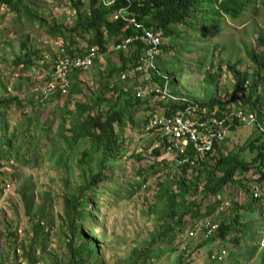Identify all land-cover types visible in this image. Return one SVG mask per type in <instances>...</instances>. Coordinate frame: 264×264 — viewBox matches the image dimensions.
<instances>
[{
  "label": "rangeland",
  "instance_id": "obj_1",
  "mask_svg": "<svg viewBox=\"0 0 264 264\" xmlns=\"http://www.w3.org/2000/svg\"><path fill=\"white\" fill-rule=\"evenodd\" d=\"M26 2L37 15L48 18L50 22L62 21L64 14L66 17L72 15V12H66L69 5L68 0H27ZM1 6L0 40L2 36L3 38L8 37L5 41L9 43L5 48L0 41V54L5 55V60L0 61V84L2 88L5 87L1 95L6 98L17 97L21 107L11 105L9 111L0 108V264H30V260L23 255V252L29 251V245L35 239L36 223L46 219L47 229L44 230L46 233L44 232L42 241V230L38 234L41 244L39 243L35 250L37 264H60L58 260L61 256H64V260L67 261L70 249L80 244V239L76 235L71 248L69 247L71 234L66 224L67 217L63 201L68 189L71 186L77 187L80 184L79 178L84 175L80 173L81 167L78 166L79 151L82 148L79 151L69 150L64 140L58 138L59 127L64 118H69L66 113L74 111L75 104L80 103V100L91 104L95 96L102 93L100 88L105 83L115 81L106 75L101 79V84L96 83L101 71L108 72L111 67H118V55L112 50L108 56L100 57L106 59L99 65L108 69L100 70L101 67L97 65V68L83 70L79 77L80 83L76 82L81 93L74 94L71 100L69 97L43 98L40 90L43 87L47 70L42 67L33 68L28 80L23 78L16 82V79L8 77L13 76L16 71L10 62L17 54L19 48L17 44L22 41L27 42L26 36L31 38H29L30 47L42 51L43 59L47 62L51 61L52 55L59 54L60 49L43 30H37V28H29L24 35L18 37H9L11 33H6V28H15V17L10 10ZM256 6L258 7V4ZM2 15H5V18ZM65 22L71 24L70 20ZM263 23L264 12H261L256 19H250V14L247 12L242 22L226 18L222 29L215 31L212 39L209 37L212 33L210 27H206V32H209L206 37L208 50L213 52L206 57V60H227L223 62L219 79L211 81L207 87L201 81L205 74L194 73V71L198 69L204 73L216 69L211 70L210 65L206 64H201L200 68L192 67L193 61L203 58L208 51L203 50L207 46L204 44L201 29L199 27L197 29L198 38L188 32V40L184 43L179 36L176 49L170 50L168 54H159L161 60H166L167 72L163 68L160 72L168 77L170 90L188 94L193 98H202V100L205 98L206 101L214 92L213 95L219 100L221 98L228 100L233 94L234 87L232 73L226 69V66L237 63L238 70L249 72V74L253 71L254 65L249 61L250 55L247 52L253 49L261 51V48L255 46V40L258 35L264 34ZM17 30L20 29L17 27ZM248 33L253 35L247 36ZM192 39H197L196 46ZM78 42L82 48L86 47L84 40ZM210 42L224 44L226 49L222 50L216 45H213L216 49H212ZM243 42L248 45V49L244 48ZM174 79L177 80V86ZM217 82L219 85L216 86ZM159 83L162 85L163 82L159 81ZM137 84L138 81L130 82L128 85L132 86L131 102H136L132 93ZM166 107L168 105L163 106L155 99L139 101L137 110L135 112L130 110L132 122L126 121L122 126L124 142L120 154L115 157L117 163L113 166L111 181L108 185L97 187V204L93 205L96 211L94 224L102 230L101 236H97V231H93L92 235L102 255L97 264H120V261L131 252L140 248H148L157 236L156 252L150 254L151 258L153 256L150 264H264V248H261V243L264 242V203L261 201L252 204L250 224L244 229V238L239 241V246L235 242V238L239 236L237 232H234L232 236H226L223 240L216 237L213 242L189 241L186 244V250H189V253L182 249L185 240L181 241V234L176 235L172 241L163 238L162 226L165 224L163 221L168 223L170 221L169 219L158 220L157 216L160 214L153 211V207L157 206L155 195L158 184L169 182L173 188L175 187L174 182L182 174L180 168L173 165L162 168V161H171L175 154L169 153L164 148L159 135L145 131L143 120L150 118L151 115L154 117L162 114ZM106 108L104 106V109ZM92 109L96 112L95 108ZM66 128H68L67 125ZM65 134L70 136L68 132ZM257 134L256 125L236 129L225 143L226 149H223V154L240 153L242 150H239L245 147L247 141ZM3 139L10 141L9 148L2 143ZM27 144L32 148L29 149ZM33 147L36 150L37 160L33 158L35 152ZM8 149L10 157L7 155ZM156 150L159 152L158 155L155 154ZM89 152L90 159L87 167L90 171L88 170L85 175L98 171L97 163L100 153L95 152L92 147L89 148ZM247 154L242 153V157L246 160L249 158ZM104 172L107 175L110 174L106 167ZM16 173L18 178L13 179L12 187L9 191H3L4 181ZM191 178L190 171L187 173V179L191 180ZM201 178L198 191L195 192L191 188L188 190L187 202L196 201L205 212L206 209L212 207V200L220 201L219 209L217 208L210 215L217 224L221 221V215L228 213L226 208L238 204L245 206L252 202L250 192L246 189L249 185H245L243 189L237 185H229L216 197L210 196V199L206 200L205 196L201 199L202 186L207 182L204 175ZM243 178L249 179L250 174H244ZM144 179H146L145 187L141 186L138 189L135 182ZM26 184L32 186L34 195L33 209L29 214L21 195ZM202 219L204 218L199 216L196 222L201 223ZM186 220L191 222L190 215L186 216ZM187 227L189 224L184 229L187 230ZM84 228L87 234L91 226L85 222ZM19 230L21 237L17 239ZM220 248L226 252L222 261L210 262L209 256Z\"/></svg>",
  "mask_w": 264,
  "mask_h": 264
},
{
  "label": "trees",
  "instance_id": "obj_2",
  "mask_svg": "<svg viewBox=\"0 0 264 264\" xmlns=\"http://www.w3.org/2000/svg\"><path fill=\"white\" fill-rule=\"evenodd\" d=\"M26 1L0 0L1 7H5L8 11L10 10L15 17V28H6V33H11L9 37H18L24 35V32L29 28H37V30H43L57 44L58 49H60L58 53L62 56L66 55L69 58H74L75 56L83 57L90 48L96 47L98 50V58L93 62L95 64L100 57L103 55L108 56L112 50L118 55V67L113 66L108 72L101 71L96 83L101 84V79L106 75L109 78L115 79V81L105 83L102 88L99 87L100 90L102 89V93L96 95L91 104H86L82 100H80V103L75 104L74 111L66 113V116L69 118L63 119L58 132L59 140H64L69 150L76 149L79 151L82 148L79 151L78 166L81 167L80 173L84 175L79 178L78 181L80 184L77 187L71 186L68 189L63 201L65 203V216L67 217L66 224L71 234L69 247L71 248V244L74 242L76 235L80 239V244L76 248L70 249L67 261L64 260V256H61L58 261L60 264H97L101 260L100 256H102L97 241L92 237L93 231H97V236L102 235L100 227L94 224L96 211L93 205L97 204V187L108 185L111 181L113 166L117 163L115 157L117 154H120L124 142L122 126L126 121L132 122V112L130 110L135 112L139 106L138 100L131 102L132 86H128L130 82L120 81V73L124 72L138 60L142 46L135 42L133 43L134 46L126 52L116 51L114 47L125 37L134 35L135 32L134 28L127 26L123 20H112L111 17L117 11L127 9L138 23H142L147 29H151L162 38L163 42L159 47V52L163 54H168L170 50L178 47L179 36H181L183 43L188 40V32H191L198 38L197 29L199 27L204 38V44L207 46L203 50L207 51L209 46L206 37L209 32H206V27H210L212 33L209 37L212 39V35L215 36V31L222 29L226 18L232 21L242 22L245 20V14L248 12L250 19H256L261 12H264V0H113L110 5H104L100 0H68L69 5L66 8V12H72V15L66 17L64 14L63 20L57 23L50 22L48 18L37 15ZM2 17L5 18V15H2ZM69 20L71 24L65 22ZM17 27L20 30L16 31ZM251 35L253 34H247V36ZM29 38V36H26L25 39L27 42L22 41L17 44L19 47L17 54L10 62L16 71L13 73V76H8L9 79H16V82L23 78L28 80L33 68L42 67L47 70V73L44 76V84L40 90V95L43 98H53V96L54 98H60L57 93H43V89L54 71L53 62L57 54L52 55L51 61H49L50 63L47 62L43 59L42 51L35 50L32 46L30 47ZM5 39H8V37L3 38L2 36L0 41L2 42L1 45L3 47L5 45L6 48V45H9V43ZM79 40L86 42L85 48L79 45ZM168 41L170 42L168 43ZM192 41L194 46H196L197 39H192ZM211 44L212 49H216L213 45H216L222 50L226 49L224 44L210 42ZM243 45L245 49H248V45L245 42H243ZM255 46L259 49L261 48V51L253 49L247 52L250 55L249 61L254 65L251 74L246 71L244 73L240 72L237 69V63H233L232 65L228 64L226 68L234 73L235 80L233 81L234 93L231 95L229 103H234L237 106L240 104L242 108L256 111L259 123L256 126L258 134L250 138L245 147L239 150L242 151L236 155H230L228 152L225 155L223 154V151L226 149L225 143L235 131V128H232L223 144L213 145V153L216 152V155L213 157H210V155L200 157L189 149L186 151L184 157L195 160V165H190V162L181 165L179 161L183 158L179 155L171 161H162V168L173 165L180 168L182 174L174 182L175 187L173 188L169 182L158 184L155 195L157 206L153 207V211L160 214L157 216L158 220L169 219L170 221V223L163 221L165 224L162 226L163 238L168 241L169 239L172 241L178 234H183L186 225L189 224V227L186 228L189 229L198 223L196 219L199 216L204 219H212L210 215L214 210L219 209L221 202L216 200L211 201L213 204L212 207L206 209L205 212L202 211L200 204H197L196 201L191 200L187 202L188 190L190 188L195 192L199 190L201 176L204 175L205 181H207L203 184L201 191L203 193L201 199L206 196V200L210 199V196H213V198L216 197L229 185H237L243 189L245 185L250 186L251 183H257L258 185L264 184V34L258 35L255 40ZM209 51L203 55V58L193 61L192 65V67L197 66L200 68L201 64H206L207 66L210 65L211 70L216 69L212 72L204 73L198 69L194 71V73L205 74L201 81L206 87L211 84V81L219 79L218 77L222 66L227 62V60H206V57L210 53L213 54L212 51ZM0 55L2 57L0 61H4L5 55ZM156 61L166 71V60H161L160 55H158ZM80 72H83V70H74L68 76L70 82L69 100L72 99L74 94L81 93L79 85L76 84V82L80 81ZM151 78L153 82L159 83L160 81L156 73ZM246 82L250 84L246 86ZM25 85L27 87V84ZM217 85L218 82L216 83ZM215 88L217 89V87ZM3 89L5 87L2 88L0 84V108L4 111H9L11 105L21 107V103L17 97L6 98L1 95ZM210 95L207 101L197 97V99L191 97V100L200 102V107L194 111V114H200L202 109H211L216 104L223 106L224 103L219 101L217 96ZM104 106L107 108L104 109ZM92 108H95L96 112ZM176 110L177 106L166 108L164 115L169 116ZM150 118H144V125L147 124ZM66 125L68 128H66ZM259 128H262L263 132L259 131ZM67 132L70 133V136L65 134ZM2 143L7 145L8 148L11 144L7 139H3ZM27 145L29 149L32 148L31 145ZM90 147L95 152L100 153L99 162L97 163L98 171L85 175L88 170L90 171L89 167H87L89 166ZM33 149L35 151L33 158L37 160L35 147ZM243 152L248 153L249 158L247 160L242 157ZM7 153L10 157L9 149ZM155 154L158 155L159 152L156 150ZM9 159H12V157ZM14 160L16 161L17 158ZM105 167L110 171L109 175L104 172ZM190 171L192 178L188 180L187 173ZM244 174H250V178L244 179ZM17 178L16 173L7 180L13 182V179L16 180ZM145 182L146 179L135 182V185L140 189L141 186L144 187ZM249 186L248 188L246 187L248 191L250 190ZM23 189L21 195L26 203L29 214L33 209L34 202L32 186L26 184ZM251 199L252 202L249 205L243 206L238 204L226 208L228 209V213L221 215L217 233L207 240L200 242H213L216 237L223 240L226 236H232L234 232H237L239 236L235 238V242L239 246V241L241 238H244V229L250 224L252 204L261 201V199H255L252 196ZM187 215H190L191 222L186 220ZM46 222H48L47 219L44 221L39 220L36 223L34 227L35 239L29 245V251L23 252V255L30 260V264H37L35 250L44 238V230L47 229L45 227ZM85 222L91 226L87 234L84 230ZM41 230L40 241L38 234ZM17 239H20L19 234L17 235ZM157 239L158 236L153 239V242L148 248H140L139 250L131 252L126 258L120 261V264H150L153 261V256L151 258L150 254L156 252L155 245L158 241ZM189 241L196 240L192 239ZM176 245L179 247L178 244ZM174 247L176 246L174 245Z\"/></svg>",
  "mask_w": 264,
  "mask_h": 264
},
{
  "label": "built area",
  "instance_id": "obj_3",
  "mask_svg": "<svg viewBox=\"0 0 264 264\" xmlns=\"http://www.w3.org/2000/svg\"><path fill=\"white\" fill-rule=\"evenodd\" d=\"M101 1H103L104 5H110L113 2V0ZM111 19L123 20L127 26L133 27L135 32L134 35L125 37L117 44L114 47L116 51L126 52L134 46L133 43L135 42L142 46L138 60L120 73V80L122 82L138 81L135 88V97L138 100L155 99L161 104L177 106V110L169 116L164 115V110L162 114L149 119L145 131L159 135L164 148L169 153L175 154L173 159L177 155L183 158L179 161L181 165H185L188 162H190V165H195V160L184 157L187 150L190 149L195 155L200 157L206 155L213 157L216 155V152L213 153V145L223 144L232 128L257 124L255 110H247L242 108L240 104L237 106L234 103H228L222 108L202 109L200 114H194V111L200 107L199 103L170 90L169 79L161 75L157 69L156 57L159 54L162 38L151 29H147L142 23H138L127 9L117 11ZM97 58L98 50L96 47L90 48L83 57L75 56L74 58H69L66 55L57 54L53 62L54 71L45 85L43 93H58L61 97H67L69 89L68 76L74 70L89 69ZM154 73L160 79H164L163 85L160 86L153 83L151 76ZM261 131L263 130L261 129ZM12 185L11 181L5 180L2 185L3 191H9ZM249 187V192L253 198L264 201V184L251 183ZM196 224L180 235L181 241L185 240L182 249L186 253H189V250H186V244L189 240L194 239L197 242L207 240L217 233L219 226L213 219H204L201 223ZM18 234L20 238V230ZM261 247L264 248V242L261 243ZM225 255L226 252L223 248H220L211 254L208 259L213 262L222 261Z\"/></svg>",
  "mask_w": 264,
  "mask_h": 264
},
{
  "label": "clouds",
  "instance_id": "obj_4",
  "mask_svg": "<svg viewBox=\"0 0 264 264\" xmlns=\"http://www.w3.org/2000/svg\"><path fill=\"white\" fill-rule=\"evenodd\" d=\"M162 42H163V40H162ZM159 54H160V52H159ZM158 54V55H159ZM157 55V56H158ZM156 64H157V69H158V71L160 72V69H161V65H158V63H157V61H156ZM93 65H95V64H93ZM254 67V66H253ZM90 69V68H89ZM89 69H87V70H89ZM227 69V68H226ZM240 71V70H239ZM165 72H167V70L165 71ZM230 72V71H229ZM240 72H242V73H244V71H240ZM232 73V82L233 81H235L234 80V73L233 72H231ZM160 74H161V72H160ZM251 74V73H250ZM162 75V74H161ZM164 76V75H163ZM166 77V76H165ZM166 78H168V77H166ZM121 81V80H120ZM160 81H162L163 83H162V85L164 84V79H160ZM122 82V81H121ZM125 82H134V83H136L137 81H134V80H132V81H125ZM154 84H157V85H159L160 83H156V82H153ZM174 83H175V85L177 86V80L176 79H174ZM234 83V82H233ZM250 83H248V82H246V86H248ZM168 85H169V82H168ZM218 85H219V82H218ZM69 86H70V82H69ZM161 86V85H160ZM233 87H234V84H233ZM136 88V87H135ZM135 88L133 89V93H132V95L134 96V98L136 99V100H138L136 97H135ZM175 92V91H174ZM176 93V92H175ZM234 93V92H233ZM58 94V93H57ZM68 94H69V89H68ZM176 94H182V93H176ZM211 94H214V92H212ZM59 96H60V94H58ZM182 95H184L185 97H187V99H191V96L190 95H188V94H182ZM68 97V96H67ZM231 97V96H230ZM60 98H66V97H61L60 96ZM204 98V97H203ZM200 99H202V98H200ZM205 99V98H204ZM147 100H149V99H146V100H144V101H147ZM229 100H230V98L228 99V100H225V99H220L219 101H221V102H223L224 104H223V106H225L226 104H228L229 103ZM144 102V101H141V100H138V102ZM196 102H198V101H196ZM199 103V105H200V102H198ZM161 104V103H160ZM161 105H163V106H167L166 104H161ZM176 105H173V106H170V105H168V107H166V108H171V107H175ZM223 106H219V105H215V106H213V108H211V109H214L215 107H219V108H222ZM165 108V109H166ZM207 109H210V108H207ZM257 124H259L258 123V118H257ZM257 124H254V125H256V126H258ZM147 125V124H146ZM146 125H145V127H146ZM250 126V125H249ZM244 127H247V126H244ZM240 128V127H239ZM236 129H238V128H235V130ZM260 129V128H259ZM262 129V128H261ZM261 129H260V131H261ZM263 130V129H262ZM263 132V131H262ZM228 134H229V132H228ZM227 134V135H228ZM261 202H263L264 203V201L263 200H261ZM261 248H263V247H261Z\"/></svg>",
  "mask_w": 264,
  "mask_h": 264
},
{
  "label": "crops",
  "instance_id": "obj_5",
  "mask_svg": "<svg viewBox=\"0 0 264 264\" xmlns=\"http://www.w3.org/2000/svg\"><path fill=\"white\" fill-rule=\"evenodd\" d=\"M105 57H107V56H105ZM105 59H106V58H105ZM105 59H104V58H99L97 64L95 63L96 66L94 65L92 68H97V65H98L99 67H101L99 64H100L102 61H104ZM92 68H91V69H92ZM105 69H108V68L105 67V66H103V67L100 68V70H105ZM81 73H83V72H80L79 77H81Z\"/></svg>",
  "mask_w": 264,
  "mask_h": 264
},
{
  "label": "bare ground",
  "instance_id": "obj_6",
  "mask_svg": "<svg viewBox=\"0 0 264 264\" xmlns=\"http://www.w3.org/2000/svg\"><path fill=\"white\" fill-rule=\"evenodd\" d=\"M101 1V0H100ZM103 2V1H102Z\"/></svg>",
  "mask_w": 264,
  "mask_h": 264
}]
</instances>
